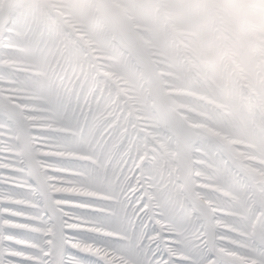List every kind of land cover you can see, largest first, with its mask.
Segmentation results:
<instances>
[{"label": "snow or ice", "instance_id": "snow-or-ice-1", "mask_svg": "<svg viewBox=\"0 0 264 264\" xmlns=\"http://www.w3.org/2000/svg\"><path fill=\"white\" fill-rule=\"evenodd\" d=\"M0 264H264V0H0Z\"/></svg>", "mask_w": 264, "mask_h": 264}, {"label": "rangeland", "instance_id": "rangeland-1", "mask_svg": "<svg viewBox=\"0 0 264 264\" xmlns=\"http://www.w3.org/2000/svg\"><path fill=\"white\" fill-rule=\"evenodd\" d=\"M176 97V103L183 104L184 111L187 113V119L193 120L200 115L197 109H195L191 103L192 100L200 99L198 95H191L179 88H175L172 93Z\"/></svg>", "mask_w": 264, "mask_h": 264}]
</instances>
